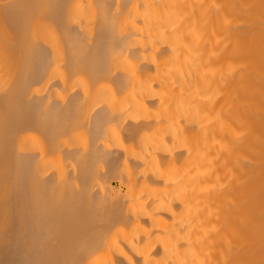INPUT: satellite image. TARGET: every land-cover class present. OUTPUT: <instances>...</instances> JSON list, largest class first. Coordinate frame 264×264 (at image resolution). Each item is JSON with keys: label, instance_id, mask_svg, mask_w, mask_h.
I'll return each instance as SVG.
<instances>
[{"label": "bare ground", "instance_id": "6f19581e", "mask_svg": "<svg viewBox=\"0 0 264 264\" xmlns=\"http://www.w3.org/2000/svg\"><path fill=\"white\" fill-rule=\"evenodd\" d=\"M261 92L264 0L0 4V264H264ZM170 97L177 197L127 146Z\"/></svg>", "mask_w": 264, "mask_h": 264}, {"label": "rangeland", "instance_id": "374dc122", "mask_svg": "<svg viewBox=\"0 0 264 264\" xmlns=\"http://www.w3.org/2000/svg\"><path fill=\"white\" fill-rule=\"evenodd\" d=\"M259 83V82H258ZM260 84H261V82H260ZM258 85V84H257ZM256 85V86H257ZM261 85H263V84H261ZM258 88V87H257ZM257 88H256V90H257ZM262 90V89H261ZM258 92L260 91V89L259 90H257ZM256 91V92H257ZM261 94V96H260V101H259V99H258V102H260L261 104L260 105H263L262 103L264 102V93H260ZM245 95H243V97H242V95L240 96V98H237L235 101H236V104H237V106H239V107H241L242 108V106H243V108H245L244 107V105L246 104V102H247V100L248 99H251V98H249L248 96H246V97H244ZM255 96H257L256 94H255ZM242 97V98H241ZM254 97V96H253ZM252 97V98H253ZM261 97H262V99H261ZM173 98V97H172ZM171 97H170V99H171V102H169V104H168V106L167 105H165V107H164V105H163V103L165 104V100L163 101V102H161L160 101V104H161V106H163V107H161V106H159V104L157 105L156 104V106L154 105V106H152V107H149L148 109H147V111H146V109H145V114H148L149 115V117H151L152 119L154 118V120L155 121H157V119L159 120V119H161L162 121H161V124L159 125V126H157V127H155V129L152 127V128H146V129H144V130H141V132H139L138 134L140 135V136H142V138L139 136V135H137L136 137L137 138H134V140L133 141H131V144L129 145H127L128 147H130L131 148V146H133V147H137L138 149H139V152H138V154L139 155H141V159H145L144 161V163L142 164V165H144V167L143 166H140V167H143L144 168V170L145 171H147V173H149V171H150V173H151V170H149L148 168H153L152 170H155L156 172L157 171H160L159 173H160V175H162V174H165V175H162L161 177H163L164 179H166V180H170V182H172L173 184H171L170 186H172L171 187V190L172 189H174V188H178V185L180 186L181 184H179L178 183V178L177 177H179V175L181 176V172L182 171H185V169L188 167L187 166V164H186V161L188 162V160L186 159V157L183 159V156H181L182 155V152H181V154H180V152H179V154L178 153H176V147H175V145L176 146H179L180 144L179 143H185V140H184V138L182 137V136H184V133H182L181 131V124H182V122L184 121V118L183 117H185V116H182V115H184L185 113H188L189 111H187V112H185V110L187 109V106H186V109H185V105L183 106V103H184V100L182 101V98H174V99H172ZM161 99H163V98H161ZM166 99H167V97H166ZM170 99H168V100H170ZM240 99V100H239ZM167 100V101H168ZM178 100H180V101H178ZM255 100H257V98H255ZM255 100H254V102H255ZM167 101H166V103H167ZM239 101H241V102H239ZM262 101V102H261ZM249 102V101H248ZM171 103V104H170ZM178 104H180V105H178ZM251 104H252V107L255 105V103H250V106H251ZM257 104V103H256ZM170 105V106H169ZM242 105V106H241ZM249 105V104H248ZM248 105L246 106L247 108H248ZM257 106H258V104H257ZM256 106V107H257ZM260 107V106H259ZM258 107V108H259ZM247 108H245V109H247ZM263 108V107H262ZM261 108V110H259V109H256L255 111H256V113H257V111L260 113V111H261V113L264 111V109H262ZM166 109V110H165ZM185 109V110H184ZM151 110V111H150ZM181 110H182V112H181ZM252 113H254V112H252ZM258 114V113H257ZM187 117H186V120L188 119V115H186ZM176 117V118H175ZM165 119V120H164ZM177 121V122H176ZM158 123L156 124V125H158ZM165 124H167L166 126H165ZM176 125V126H175ZM184 125V124H183ZM179 126V127H178ZM237 126V125H236ZM236 126H235V128H236ZM239 126V125H238ZM159 127H161V128H159ZM167 129H166V128ZM240 127V126H239ZM154 129V130H153ZM160 129H161V131H162V133H161V131H160ZM182 129H183V126H182ZM238 128H236V130H237ZM241 129V128H240ZM240 129H238V131H237V133L239 132V130ZM164 130V131H163ZM145 131V132H144ZM180 131V132H179ZM151 132V133H150ZM154 132V133H153ZM164 132V133H163ZM145 133V134H144ZM153 133V134H152ZM157 133V134H156ZM240 133V132H239ZM148 134V135H147ZM168 135V137H166ZM144 137V138H143ZM149 137V138H148ZM165 137V138H164ZM172 137L174 138V139H172ZM257 136H255V138H256ZM264 136L263 135H260V137H259V139L258 140H260V141H257V142H260V143H264V141H262V139H264L263 138ZM138 139V140H137ZM139 140H141V141H139ZM153 140V142H151ZM184 140V141H183ZM254 140V139H253ZM255 141V140H254ZM262 141V142H261ZM138 144H137V143ZM146 142H149V143H147L146 144ZM127 143V142H126ZM125 143V144H126ZM141 143V144H140ZM155 143H157V144H155ZM254 144H256V142H253ZM262 143V144H263ZM179 144V145H178ZM260 145V144H259ZM264 145V144H263ZM171 146L173 147H175V148H173L172 150L174 151L175 150V155L172 153L173 151H171V153L174 155H169L168 154V156H165V158H163L162 156H159V155H162V153H164L165 152V150L164 149H166V148H168V147H170L171 148ZM127 147V148H128ZM129 148V149H130ZM134 148V149H135ZM137 148H136V150H137ZM133 149V148H132ZM252 149V148H251ZM257 149V148H256ZM141 150V151H140ZM149 150V151H148ZM162 151H164V152H162ZM253 151V150H252ZM256 151V150H255ZM161 152V153H160ZM170 153V152H169ZM244 153V152H243ZM242 153V155L241 154H239V155H241V156H243L244 154ZM254 153V152H253ZM144 154V155H143ZM154 154V155H153ZM246 155L247 154H249L250 155V151H249V153H248V151H247V153H245ZM147 155H149V156H147ZM253 155H251L250 157H252ZM254 156H256V155H254ZM140 157V156H139ZM144 157V158H143ZM145 157H147V158H145ZM150 157V158H149ZM162 157V158H161ZM167 157V158H166ZM262 157V156H261ZM149 158V159H148ZM241 158H243V157H241ZM247 158V159H246ZM257 158V157H256ZM263 158V157H262ZM261 158V159H262ZM186 159V160H185ZM244 159H246V160H248V161H250L249 159H248V157H244ZM244 159H242V161L244 162ZM260 158H259V160H257V161H255V159H253L256 163L257 162H260L259 164L261 165V167H262V165L264 164V160L262 159L261 160ZM166 160V161H165ZM233 160V159H232ZM231 160V161H232ZM235 160H240L241 161V159H235ZM235 160H233L234 162H237V161H235ZM121 164H117L118 166H116V172H115V174L114 175H118V176H113L112 177V179H110V183H111V185L115 188V189H120L121 190V194H124L125 192H126V187H125V184H123V185H120L119 184V182H118V177H120V178H122V177H124V176H129V174L133 171V168H132V166H130V164L128 163V164H126L127 162H125V159H124V161H122V160H118ZM159 161V162H158ZM161 161V162H160ZM163 161V162H162ZM165 161V162H164ZM230 161V160H229ZM242 161H241V163H242ZM253 161V162H254ZM245 162H247V161H245ZM149 163V164H148ZM232 163V162H231ZM231 163H230V166H231ZM238 163L239 164H241L239 161L237 162V163H235V165L237 164L238 165ZM248 163H251V162H248ZM169 164V165H168ZM258 164V163H257ZM153 165V166H152ZM187 167H186V166ZM234 164H232V167H230V168H233V169H231L233 172V174L235 175V173H236V176L238 177V175H240V174H238L239 172H241L239 169H238V167L236 168L235 167V165L233 166ZM255 165V164H254ZM253 165V166H254ZM259 165V166H260ZM146 166H148V167H146ZM152 166V167H151ZM156 166V167H155ZM161 166V167H160ZM240 167V166H239ZM255 168H259L258 166H256ZM157 169V170H156ZM131 170V171H130ZM182 170V171H181ZM230 170V171H231ZM256 170H258V169H256ZM141 171V170H140ZM154 172V171H153ZM156 172H154V174L156 175ZM259 172H261V171H259ZM133 173V172H132ZM144 173H146V172H144ZM257 173V172H256ZM255 173V174H256ZM120 174V175H119ZM123 174V175H122ZM152 174V173H151ZM238 174V175H237ZM251 174H252V172H251ZM255 174H252V175H255ZM166 175H167V177H166ZM229 176L231 175V174H228ZM243 175V174H242ZM242 175H240L239 177H241ZM168 176H170V177H168ZM236 176H234L233 177V179L236 177ZM248 176L249 177H251V175H249L248 174ZM243 177V176H242ZM253 178V177H252ZM178 180V181H176V184L173 182V181H175V180ZM235 180V179H234ZM253 179H250L249 181H252ZM169 182V181H168ZM155 185V184H154ZM153 186V185H152ZM160 186H162V185H160ZM169 186V187H170ZM165 187V186H164ZM156 188V185L154 186V189ZM163 188V187H162ZM166 189H167V187H165ZM156 189H159V187L158 188H156ZM161 190H164V189H161ZM170 190V188H169V191H171ZM175 190H178V189H174L173 191H172V193L171 194H173L174 193V196H178V193H176L175 194V192H178V191H175ZM175 209H177V207L175 208ZM178 210H179V208H178ZM177 210V211H178Z\"/></svg>", "mask_w": 264, "mask_h": 264}, {"label": "crops", "instance_id": "0c3cea01", "mask_svg": "<svg viewBox=\"0 0 264 264\" xmlns=\"http://www.w3.org/2000/svg\"><path fill=\"white\" fill-rule=\"evenodd\" d=\"M13 0H0V4H6V3H9Z\"/></svg>", "mask_w": 264, "mask_h": 264}]
</instances>
